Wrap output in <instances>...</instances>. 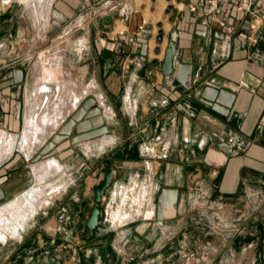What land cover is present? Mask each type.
<instances>
[{"label":"crops","instance_id":"0c3cea01","mask_svg":"<svg viewBox=\"0 0 264 264\" xmlns=\"http://www.w3.org/2000/svg\"><path fill=\"white\" fill-rule=\"evenodd\" d=\"M102 1L33 0L28 30L25 16L5 14L0 6V130L14 141L13 151L0 158V212L34 185L37 159L52 156L66 167L75 157L83 171L106 160L114 172L110 183L126 167L141 169L128 181L145 184L155 200L148 215L155 206L157 235L175 217L186 220L180 231L187 230L191 246L197 239L209 243L212 231H234L220 233L228 256L252 247V263L264 264V222L229 223L222 215L244 217L264 196V23L257 42H249L202 27L188 0H110L112 7ZM73 22H81L77 30L67 25L53 32L54 25ZM238 28L245 29L243 21ZM38 40L50 42L44 53L66 54L62 72L90 74L86 90L74 86L77 95L64 113L42 116L54 91L33 56ZM22 42L29 55L20 58ZM10 44L16 57L8 62ZM172 44L167 74L161 62ZM70 54L75 61H68ZM45 74L58 76L47 67ZM54 115L60 122L53 128L47 120ZM55 192L60 196L31 212L16 235L0 238V264H164L176 243L137 227L135 239L152 237L156 254L133 257L127 251L132 228L121 229L118 239L102 238L99 222L94 228L80 222L86 194ZM212 207L220 219L214 227L204 218Z\"/></svg>","mask_w":264,"mask_h":264},{"label":"rangeland","instance_id":"374dc122","mask_svg":"<svg viewBox=\"0 0 264 264\" xmlns=\"http://www.w3.org/2000/svg\"><path fill=\"white\" fill-rule=\"evenodd\" d=\"M28 1L29 0H0V6L2 8L1 12H4L5 14H13L20 12L21 15L26 17V19H22L23 21H26L25 23L23 22L22 25L25 26L27 29L30 26L28 22V16L36 14L34 5H30L31 3H33V0H30L29 2ZM109 1L110 0H103L101 5L104 6L108 4ZM102 11H104V9H102ZM38 13L40 12H38L37 9V14ZM80 23H62V25L60 24V26L58 27L54 25L53 32L58 31L57 33L60 34V32L64 30L67 25H70V27L73 26L75 30H77V27ZM37 32L39 33L40 31L37 30ZM32 34H34V32H32ZM59 34H55L52 39H55L57 42H60L62 39H58L57 36ZM26 35L28 36V32L26 33ZM38 41L39 42L36 46V51H33V53H35L33 56L37 57V63L39 64L37 68H40L39 73L41 77L52 81V90L54 91V93L52 94L53 96L48 102L47 112H43L42 116L44 115V113L51 112L59 114H61V112L64 113L66 109H71L74 102V97L77 95L76 93L74 94V86H79V91L82 93L84 90L87 89L86 85L89 84V82L87 81H90L88 80L90 78V74L86 72L83 75L77 70L71 69L62 72L60 70V65L61 63H66V54H63L61 51H59V49L56 52L52 51L51 54L44 53V49L49 46L48 44L50 42L48 44H44L46 41ZM63 45L64 44L58 45V47H55V49L62 48L61 46ZM9 46L10 48H8L7 50L8 55L5 56L8 62L11 61L10 59L16 57V53L12 52V45L10 44ZM20 48V52L18 53L20 54V56L17 55L18 57L22 58L25 55H29L26 54L28 53L29 48L28 42H22ZM74 57V55L70 54L68 56V61H75ZM65 66L68 68L70 67L69 65ZM46 67L58 73L57 79H52L45 74ZM57 87L59 88V92L56 93ZM62 90L64 92H62ZM40 119L41 117H39L37 121L39 122ZM52 121H56V125H58L60 122V118L57 117V115L51 116L47 120V123L50 124V127L52 126V124L50 123ZM22 137L23 135L20 136V139H23ZM13 142L14 141H12L11 144H13ZM9 149L13 151V146L11 148L7 147L6 145L0 146L1 157L4 154L9 153ZM75 161L76 159L74 157V159H71L69 162H66L68 166L63 167V165L52 156L48 158L37 159L35 163L36 174L34 185L26 191L22 192V194H19L10 203L9 207L6 208L7 210H5V212H0L1 223L6 225L8 224V226H15L17 228V231L15 233L16 235L19 230L25 226L26 222L24 221L27 219V217L32 211L34 212L39 205L51 201L50 198L52 196L53 198L55 196H60V193H57L55 191L64 192V190L68 191V194H70L69 196L75 193H79L80 196L86 194V197L89 200V205L86 208L85 216L80 219V222L87 223L89 217L91 216L92 209L96 205L95 186L100 184L106 178V171L111 166L105 165L106 160H100V164L91 167L90 170L87 169L86 171H83V169H80V167L75 164ZM137 171H139L140 173L141 169H133L130 167H126L124 168V171L121 173V175H117L113 182L107 186L106 191L103 194L102 201L99 205V227L101 228L102 232L101 237L107 239H118L120 238L119 236L121 233V229L132 228L133 232H131L130 236L128 237L132 239V241L129 239L130 241L127 244L128 253L133 257L139 256L142 253L144 254V256L152 258L154 256V253L156 254V252L153 251V249H155L156 247V244L152 242V237L150 238L148 243L145 239H143V241L136 240V234L140 233L136 232L135 228L141 227L143 229V231H140L142 232V234H150L152 232L156 234L158 228L157 224L159 223V216L157 215L155 206H153V214L148 215V212L153 204L151 203L152 200L148 197V195H146V198L142 197V193H145L146 191L145 184L141 183L140 181L130 184L128 181L129 176H131L132 174L135 175ZM49 194L51 195L49 196ZM21 196L23 197L22 200L20 202H17V200ZM133 197H136L137 199ZM71 206L73 205L71 204ZM249 206L250 213L246 214L244 217H241L240 215L237 216L235 213L231 214L224 212L222 214L223 218L229 221V223H237L242 222L244 220L245 223H249L252 225L258 221L264 222V196L260 197V199L254 200L252 203H250ZM118 209H122L123 212L131 213L132 215L130 214V216L126 219L127 221L124 220V222L114 223L115 221L112 218L114 216V213ZM138 210L140 211L138 212ZM213 211H216V207L209 208L208 215L204 218L207 224L214 227L215 225L218 226L220 219L215 217ZM77 218V214H74L71 220L77 221ZM185 222L186 220L180 217L169 218L167 223L164 224L167 226V228L165 230L160 229L161 231H158L159 234L155 235L158 239H177L175 245L168 249L169 254H167V256L165 257L164 264H211V262H213V264H253L252 258L254 256V250L252 247L246 248L245 251L242 252L241 250H238V252L236 251L232 258L228 256V254L230 255V252L225 250V248L223 247V237L220 233L223 232L232 234V232L234 233V231H212L209 235V243H205L204 240L197 239V242L194 243L193 246H191L188 241L187 230H185L184 232L180 231V228L184 229ZM80 237L82 238V236ZM146 246L148 247V249L146 250H149L147 252L144 250L145 248H147ZM261 250L262 254H264V248H262ZM222 255L227 260L225 263L220 262V256ZM72 264L74 263L72 262ZM254 264H257V262Z\"/></svg>","mask_w":264,"mask_h":264},{"label":"built area","instance_id":"2783aa9c","mask_svg":"<svg viewBox=\"0 0 264 264\" xmlns=\"http://www.w3.org/2000/svg\"><path fill=\"white\" fill-rule=\"evenodd\" d=\"M106 5L112 7V2L109 1ZM186 6L190 12L201 17L202 27L222 30L228 34L237 33L244 41L257 42V32L264 23V0H188ZM247 15L249 18L245 20L243 17ZM239 21H243L245 28L240 32ZM144 29L145 24L141 23L137 33L142 34ZM124 32L125 30H121L120 34Z\"/></svg>","mask_w":264,"mask_h":264},{"label":"water","instance_id":"95a60500","mask_svg":"<svg viewBox=\"0 0 264 264\" xmlns=\"http://www.w3.org/2000/svg\"><path fill=\"white\" fill-rule=\"evenodd\" d=\"M112 16H108L105 20L106 22L111 21ZM162 32H160L159 35V39H161L162 37ZM174 55H175V46L172 44L168 47L167 52H166V56L164 58V60L161 62L162 63V67L164 69L165 73H171L173 70V59H174ZM113 169L109 168L106 171V178L98 185L95 186V200H96V205L94 206V208L92 209V213L91 216L88 219V226L90 228H94L97 223L99 222V214H100V202L102 201L103 198V194L106 191L107 186L110 184L112 176H113Z\"/></svg>","mask_w":264,"mask_h":264},{"label":"bare ground","instance_id":"6f19581e","mask_svg":"<svg viewBox=\"0 0 264 264\" xmlns=\"http://www.w3.org/2000/svg\"><path fill=\"white\" fill-rule=\"evenodd\" d=\"M9 1H12V0H9ZM23 1H25V0H23ZM30 1V0H29ZM28 1V2H29ZM27 2V1H26ZM50 121V120H49ZM51 124H52V126L54 125H56V121H52V122H50ZM13 140L11 139V138H8L7 137V135L6 134H4L1 130H0V146H3V145H6L7 147H9V148H11L12 146H13V144H11V142H12ZM10 150V149H9ZM11 151V150H10ZM9 151V152H10ZM0 158H2L1 157V155H0ZM145 189V188H144ZM40 191V190H39ZM38 191V192H39ZM145 191V190H144ZM35 192H36V190H35ZM40 194V193H39ZM143 194V195H142ZM141 195H142V197L143 198H146V191H145V193H142ZM35 196V195H34ZM37 196H39V195H37ZM138 197V196H137ZM22 196L17 200V202H20L21 200H22ZM27 198V197H26ZM127 198V197H126ZM125 198V199H126ZM133 198H135V199H137L136 197H133ZM147 200V199H146ZM125 201V200H124ZM143 201V200H142ZM141 202V201H140ZM24 203V202H23ZM26 204V203H25ZM125 204V203H124ZM120 207V206H119ZM140 207V206H139ZM138 207V208H139ZM33 210V209H32ZM140 210H138V212H139ZM33 212V211H32ZM133 213V212H132ZM130 214L131 213H125V212H123V210L122 209H118L115 213H114V216H113V218L112 219H114V223H116V222H124V220H126L129 216H130ZM132 215V214H131ZM18 217V216H17ZM21 218V217H20ZM26 221V220H25ZM24 221V222H25ZM127 221V220H126ZM119 224V223H118ZM20 226H21V224H20ZM16 231H17V228L15 227V226H13V225H10V226H8V224L6 225V224H3V223H1V221H0V237L1 238H3V239H5L6 237H7V235L8 234H11V235H15V233H16Z\"/></svg>","mask_w":264,"mask_h":264}]
</instances>
